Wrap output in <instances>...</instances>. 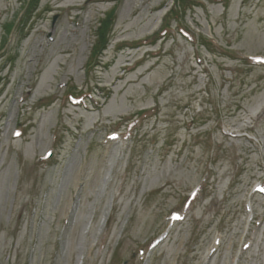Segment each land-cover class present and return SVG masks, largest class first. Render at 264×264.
I'll return each mask as SVG.
<instances>
[{"label": "rangeland", "instance_id": "rangeland-1", "mask_svg": "<svg viewBox=\"0 0 264 264\" xmlns=\"http://www.w3.org/2000/svg\"><path fill=\"white\" fill-rule=\"evenodd\" d=\"M29 1L0 0V264H264V0Z\"/></svg>", "mask_w": 264, "mask_h": 264}, {"label": "trees", "instance_id": "trees-1", "mask_svg": "<svg viewBox=\"0 0 264 264\" xmlns=\"http://www.w3.org/2000/svg\"><path fill=\"white\" fill-rule=\"evenodd\" d=\"M36 2H37V0H30L29 1V6H31L30 8H32L35 4H36ZM28 6V7H29ZM169 11H173L172 9H170ZM109 20V19H108ZM107 20V22L109 23V21ZM106 39V38H105ZM105 39L104 38H101V40H98V43L97 44H103L104 42L103 41H105Z\"/></svg>", "mask_w": 264, "mask_h": 264}, {"label": "bare ground", "instance_id": "bare-ground-1", "mask_svg": "<svg viewBox=\"0 0 264 264\" xmlns=\"http://www.w3.org/2000/svg\"><path fill=\"white\" fill-rule=\"evenodd\" d=\"M71 1H73V0H68L67 2H71Z\"/></svg>", "mask_w": 264, "mask_h": 264}]
</instances>
